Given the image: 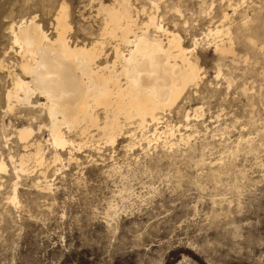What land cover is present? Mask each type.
Returning <instances> with one entry per match:
<instances>
[{"label": "rangeland", "instance_id": "rangeland-1", "mask_svg": "<svg viewBox=\"0 0 264 264\" xmlns=\"http://www.w3.org/2000/svg\"><path fill=\"white\" fill-rule=\"evenodd\" d=\"M62 2L71 43L97 40L106 51L115 44L101 36L97 12L99 2L113 0H0V60L18 61L9 27L30 16L53 38ZM129 3L134 32L150 15L196 61V84L158 125L174 132L146 144L122 119L113 143L94 130L84 137L65 131L73 144L58 150L53 165L46 117L9 111L8 73L0 72V264H264V0ZM221 25L233 55L215 51L224 36L206 34ZM22 126L33 129L46 166L27 158L16 178L9 157L17 164L30 151L14 134Z\"/></svg>", "mask_w": 264, "mask_h": 264}, {"label": "bare ground", "instance_id": "bare-ground-1", "mask_svg": "<svg viewBox=\"0 0 264 264\" xmlns=\"http://www.w3.org/2000/svg\"><path fill=\"white\" fill-rule=\"evenodd\" d=\"M113 1L99 2L97 8L103 15L101 36L115 42L107 51L97 40L89 44L70 42L67 34L71 27L64 2L54 17L53 38L36 23V16L22 21L16 29L9 27L12 39L9 51L18 61L8 66L0 60V72H7L10 82L4 92L6 107L9 111L16 107L28 109L34 120L41 113L46 117L44 127L53 148V165L61 158L58 150L73 144L65 131L84 137L94 130L105 143H113L122 129V119L136 125L141 133L138 142L149 144L161 135H172L173 127L158 131V125L184 90L198 80L196 61L188 57L191 50L181 45L176 34L155 24L150 15L144 27L134 32L137 23L129 0ZM226 17L224 13L222 20ZM150 27L163 34L165 40L150 33ZM206 34L224 36L215 43V51L233 55L231 39L222 25ZM184 117L188 122V114ZM33 133L30 126L14 129L24 151L30 150L20 156L17 164L9 157L16 178L25 173L27 158L33 159L36 167L46 166L41 144ZM5 170V163L0 160V171ZM40 174L44 176V172ZM42 188L47 189L48 185Z\"/></svg>", "mask_w": 264, "mask_h": 264}]
</instances>
